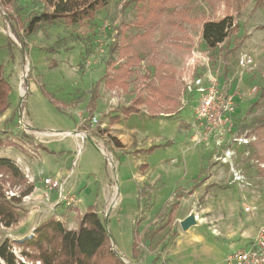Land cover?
<instances>
[{
	"label": "rangeland",
	"instance_id": "374dc122",
	"mask_svg": "<svg viewBox=\"0 0 264 264\" xmlns=\"http://www.w3.org/2000/svg\"><path fill=\"white\" fill-rule=\"evenodd\" d=\"M141 6L137 0H110L84 24L59 21L30 34L22 28L19 40L0 6V64L11 85L10 107L0 115V138L15 143L0 146V156L23 153L29 163L46 167L48 162L40 160L44 148L67 149V174L72 172L66 190L78 185V200L62 203L61 211L72 213L67 226L76 229L79 214L94 205L126 264H227V256L238 248L228 244L243 237L246 223L256 230L264 226V0H169L150 39L136 41L140 28L134 21ZM43 8L40 0H17L16 14L27 25ZM225 16L234 18L238 31L211 49L203 42L202 23ZM123 30L139 60L127 92L104 83L109 63L118 59L112 48ZM193 51L200 56L208 52L221 85L237 102L233 127L247 143L225 148L233 153L227 162L216 159L226 157L212 143H194L197 96L186 106L180 103L182 77L201 70L200 64H187ZM161 62L176 77V111L153 113L142 106L139 113L111 125L109 119L135 97L142 77L152 76ZM21 118L38 132L84 131L87 139L81 144L76 134H27ZM25 177L34 189L28 204H21L24 215L37 210V219H59L58 212L40 202L38 179ZM105 184L110 194L102 200ZM24 187L7 184L5 193L10 197ZM193 209L202 222L184 232L179 222ZM8 228L0 225V241L14 239ZM21 250L14 247L24 259Z\"/></svg>",
	"mask_w": 264,
	"mask_h": 264
},
{
	"label": "trees",
	"instance_id": "16d2710c",
	"mask_svg": "<svg viewBox=\"0 0 264 264\" xmlns=\"http://www.w3.org/2000/svg\"><path fill=\"white\" fill-rule=\"evenodd\" d=\"M44 8L34 14L27 25L16 14L17 0H0V6L7 12L5 16L14 25L12 32L19 40L20 29L25 33L35 32L39 26L54 24L63 21L67 24H84L94 19L96 13L107 6L110 0H40ZM142 4L139 17L134 25L140 31L133 37L136 41L150 39V35L159 22L169 0H137ZM182 18L186 19V15ZM188 20H191L188 18ZM238 31L234 18L225 16L220 19H209L202 23L201 36L207 47L216 49L230 35ZM11 44L16 45L9 38ZM25 46V45H23ZM112 50L118 52V59L113 60L107 67L105 86L108 89L127 92L130 87V77L133 66L138 64L137 52L130 44L129 36L123 30L118 41H115ZM122 60V61H120ZM11 85L4 75L3 65L0 64V115L9 107ZM176 77L170 67L162 62L155 65L153 75L145 74L135 97L128 105L120 107V114L110 118L113 124L123 117L139 113L142 106L155 112L171 114L176 111ZM14 141L0 138V146H15ZM154 146L146 149L152 152ZM25 186L19 194L10 197L6 195V185ZM34 184L27 181L20 167L9 157L0 156V225L5 227L16 226L24 218L21 207L24 197L30 195ZM173 213V212H172ZM171 213V214H172ZM20 246L21 256L14 252V247ZM134 255L139 254L137 249V235L133 243ZM0 264H126L114 250L110 237L103 221L94 205L79 214L76 229H69L64 222L51 216L40 222L31 236L22 239L6 238L0 241Z\"/></svg>",
	"mask_w": 264,
	"mask_h": 264
},
{
	"label": "built area",
	"instance_id": "2783aa9c",
	"mask_svg": "<svg viewBox=\"0 0 264 264\" xmlns=\"http://www.w3.org/2000/svg\"><path fill=\"white\" fill-rule=\"evenodd\" d=\"M207 53L205 52L204 55L200 56L195 51L192 52L193 56L189 58L187 64H200L201 67L199 68L201 70L197 74L184 75L182 77L184 86L180 95V103L186 106L190 102L189 98L197 96L198 104L195 107L194 135L192 136L195 140L194 143L197 145L212 143L216 150L223 151L233 143H241L243 141L247 143V140L246 136L239 137V132L234 130L233 126L237 111L236 99L233 94L221 85L217 69L212 63L211 56ZM241 62L244 64V61ZM252 92L255 93L256 89L254 88ZM20 125L23 132L34 134L35 136H39V133H44L47 136L76 134L80 137L81 144L87 139L84 131L69 132L48 129L38 132L23 118L20 120ZM223 153L225 154V159L221 155L216 156V159L227 162L229 159L227 155L231 154L232 151L224 150ZM71 172L72 170L61 178L42 177L41 197L39 200L51 212H54L57 206L63 202L67 204L75 202V194L66 190V181ZM235 179L240 180V176H236ZM53 192L57 194V198L54 201L51 199ZM27 198H30V196L25 197V199ZM246 210H250V208L248 207ZM226 262L227 264H264V226H259L256 236L247 246L231 252L227 256Z\"/></svg>",
	"mask_w": 264,
	"mask_h": 264
},
{
	"label": "crops",
	"instance_id": "0c3cea01",
	"mask_svg": "<svg viewBox=\"0 0 264 264\" xmlns=\"http://www.w3.org/2000/svg\"><path fill=\"white\" fill-rule=\"evenodd\" d=\"M119 121H117V122H119ZM117 122H115V123H117ZM109 123H110V119H109ZM115 123H113V124L110 123V124L114 125ZM27 134H29V133H27ZM123 137L126 141L128 140L126 135H124ZM132 143L133 142H131V144H129V145H132ZM76 144H80L79 138H76ZM66 150L67 149H65L61 146L58 148L57 147H53V148L49 147V149L44 148L40 152V160L41 161L45 160L46 162H48L46 167H43V166L40 167V164H36L34 162L29 163L28 159L26 158L27 159L26 160L25 157H23V153H18V155L16 153L15 154L16 158L15 157L12 158L10 156H9V158H12L15 161V163L23 170V172L25 174H29V176L31 175L32 177L35 176L34 180L38 179V180H36V186L41 188L42 177L51 176V177H55V178H61V177H64L67 175V171H68L69 167H68V162H67V158H68L67 154L68 153L66 152ZM146 154H148V153H146ZM145 165H147V164H145ZM47 169H49V170L47 171ZM77 186L78 185L72 184V186L68 187V189H67L68 192L74 193L76 198L78 197L75 193ZM117 187H119V186H117ZM88 190L89 189L86 188V192ZM108 194H110L109 185L105 184V186L102 187V189H101V199L102 198L105 199ZM38 196H40V193L38 194ZM56 198H57V194H56V192H53V194L51 195V199L54 201ZM28 199L29 198L25 199V201H23V204H28L27 203ZM77 200H78V198H77ZM62 207L64 208V206H62V204H59L57 206L56 210L54 211V214L58 212L59 219L61 221H63L64 224L67 226L66 222H68V220L71 218L70 214H72V213H71V211H68V209L65 210L64 212H62L61 211ZM32 212L33 211H31L27 217L25 216L20 221V223L18 225L8 228L10 230L9 235H11V238L18 240V239H22V238L27 237L30 233H32L34 231L35 227L40 222L43 221V219L42 220L40 218L37 219V216H38V213H36L37 210H35L33 212L34 214L36 213L35 217L33 216ZM32 217L36 218V220H35L36 222L35 221L32 222V220H31ZM47 217H45V218H47ZM201 222H202V220H201ZM246 224H247V228L245 230L244 235H242L243 237H241L240 240H235L234 242H232L228 245L236 246V247H238L237 249H240V248L245 247V245L247 244V241L253 240V238L256 236L257 230L251 223H246ZM67 227L69 229H74L73 227H69V226H67Z\"/></svg>",
	"mask_w": 264,
	"mask_h": 264
},
{
	"label": "water",
	"instance_id": "95a60500",
	"mask_svg": "<svg viewBox=\"0 0 264 264\" xmlns=\"http://www.w3.org/2000/svg\"><path fill=\"white\" fill-rule=\"evenodd\" d=\"M179 223H180L181 229L184 232H187L192 227L200 225L201 219L197 215L196 210L193 209V210H191V212L187 216H185L183 219H181Z\"/></svg>",
	"mask_w": 264,
	"mask_h": 264
},
{
	"label": "bare ground",
	"instance_id": "6f19581e",
	"mask_svg": "<svg viewBox=\"0 0 264 264\" xmlns=\"http://www.w3.org/2000/svg\"><path fill=\"white\" fill-rule=\"evenodd\" d=\"M69 132H72V131H69ZM233 153H229L228 155H227V158L229 157L230 158V156L232 155Z\"/></svg>",
	"mask_w": 264,
	"mask_h": 264
}]
</instances>
